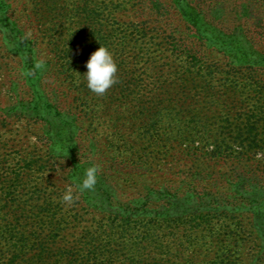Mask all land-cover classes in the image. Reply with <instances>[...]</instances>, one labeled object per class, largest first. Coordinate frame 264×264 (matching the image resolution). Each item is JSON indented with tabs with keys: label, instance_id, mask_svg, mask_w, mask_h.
<instances>
[{
	"label": "rangeland",
	"instance_id": "obj_1",
	"mask_svg": "<svg viewBox=\"0 0 264 264\" xmlns=\"http://www.w3.org/2000/svg\"><path fill=\"white\" fill-rule=\"evenodd\" d=\"M233 3L264 19V0ZM3 5L0 264H264V66L201 45L171 0ZM100 46L103 95L81 76Z\"/></svg>",
	"mask_w": 264,
	"mask_h": 264
},
{
	"label": "trees",
	"instance_id": "obj_2",
	"mask_svg": "<svg viewBox=\"0 0 264 264\" xmlns=\"http://www.w3.org/2000/svg\"><path fill=\"white\" fill-rule=\"evenodd\" d=\"M149 1V0H146ZM172 7L182 17L190 31V37L197 40L201 45L209 50H221L232 55L240 64L246 67L264 66V53L258 48L257 39L264 41V19L257 18L253 20L249 18L245 9L234 6L233 0H171ZM152 9L158 15L165 16L169 14V10L164 5L156 4L152 1ZM160 6L162 8H160ZM10 11L3 5L0 0V23L10 21ZM15 36L14 44L19 51L24 50L19 45L18 36L22 33L17 27L13 29ZM185 52L192 60L202 66H206L204 57L193 56L190 45H183ZM33 59L26 61V67H36ZM263 68V67H262ZM257 69V68H256ZM54 115L59 118L63 117V113L56 109ZM64 120V119H63ZM69 126V127H68ZM68 127V128H67ZM68 132L67 142L73 139V127L69 123L62 127ZM226 153V152H224ZM97 242L91 241L89 254H97L100 248L96 247Z\"/></svg>",
	"mask_w": 264,
	"mask_h": 264
},
{
	"label": "clouds",
	"instance_id": "obj_3",
	"mask_svg": "<svg viewBox=\"0 0 264 264\" xmlns=\"http://www.w3.org/2000/svg\"><path fill=\"white\" fill-rule=\"evenodd\" d=\"M84 67L86 72L81 75L86 81L87 88L97 94L103 95L117 83L118 66L112 53L106 47L100 46L90 54ZM98 167L93 165L85 169L80 190H92L97 182ZM63 201L70 203L73 199L71 191L63 196Z\"/></svg>",
	"mask_w": 264,
	"mask_h": 264
}]
</instances>
